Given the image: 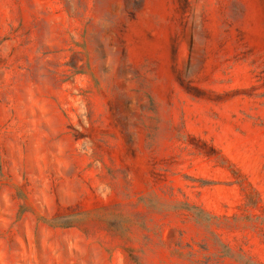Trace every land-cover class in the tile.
Listing matches in <instances>:
<instances>
[{
    "label": "rangeland",
    "instance_id": "1",
    "mask_svg": "<svg viewBox=\"0 0 264 264\" xmlns=\"http://www.w3.org/2000/svg\"><path fill=\"white\" fill-rule=\"evenodd\" d=\"M0 264H264V0H0Z\"/></svg>",
    "mask_w": 264,
    "mask_h": 264
}]
</instances>
